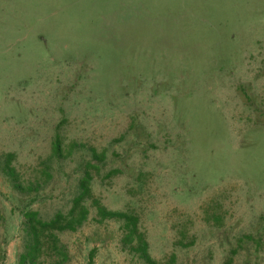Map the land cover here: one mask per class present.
Masks as SVG:
<instances>
[{
  "label": "rangeland",
  "instance_id": "374dc122",
  "mask_svg": "<svg viewBox=\"0 0 264 264\" xmlns=\"http://www.w3.org/2000/svg\"><path fill=\"white\" fill-rule=\"evenodd\" d=\"M86 173L70 264H264V0H0V264Z\"/></svg>",
  "mask_w": 264,
  "mask_h": 264
},
{
  "label": "trees",
  "instance_id": "16d2710c",
  "mask_svg": "<svg viewBox=\"0 0 264 264\" xmlns=\"http://www.w3.org/2000/svg\"><path fill=\"white\" fill-rule=\"evenodd\" d=\"M53 152L56 155L61 153L58 139L53 143ZM6 170L14 178V171L8 164H6ZM89 180V173L79 180L78 193L72 199L67 213L58 212L52 218L44 220L38 212L28 207L23 208L19 225L21 247L16 264H70V254L62 243L60 234L75 232L87 221L89 212L85 201L91 196ZM14 181L15 188L25 190L15 179ZM93 205L100 221L114 220L121 224L123 246L128 247L129 251L134 253L143 264H157L149 255L148 244L139 230L138 218L135 215L108 211L97 201H94ZM2 251L3 244L0 241V252Z\"/></svg>",
  "mask_w": 264,
  "mask_h": 264
}]
</instances>
